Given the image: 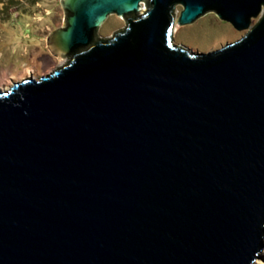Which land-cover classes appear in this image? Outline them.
<instances>
[{
    "label": "water",
    "instance_id": "95a60500",
    "mask_svg": "<svg viewBox=\"0 0 264 264\" xmlns=\"http://www.w3.org/2000/svg\"><path fill=\"white\" fill-rule=\"evenodd\" d=\"M62 5L48 44L70 61L0 89V264H254L264 0ZM210 11L249 32L203 53L175 44V24ZM111 14L126 28L96 39Z\"/></svg>",
    "mask_w": 264,
    "mask_h": 264
},
{
    "label": "rangeland",
    "instance_id": "374dc122",
    "mask_svg": "<svg viewBox=\"0 0 264 264\" xmlns=\"http://www.w3.org/2000/svg\"><path fill=\"white\" fill-rule=\"evenodd\" d=\"M182 9L176 6V21ZM145 11L142 2L138 14ZM261 16L253 18L251 28ZM65 18L62 0H0V89L8 90L14 82L30 76L38 79L51 74L70 61L65 55H55L48 44V37L63 26ZM126 22L111 14L96 29L95 38L113 37L126 28ZM249 30H237L210 11L192 24H175L173 39L179 46L203 53L240 40ZM254 264H264V248Z\"/></svg>",
    "mask_w": 264,
    "mask_h": 264
},
{
    "label": "trees",
    "instance_id": "16d2710c",
    "mask_svg": "<svg viewBox=\"0 0 264 264\" xmlns=\"http://www.w3.org/2000/svg\"><path fill=\"white\" fill-rule=\"evenodd\" d=\"M124 31V30H123ZM122 32V31H121Z\"/></svg>",
    "mask_w": 264,
    "mask_h": 264
}]
</instances>
